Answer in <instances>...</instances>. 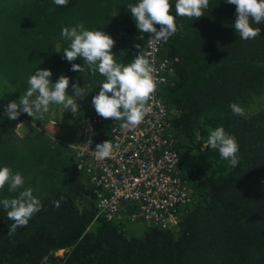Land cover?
I'll return each mask as SVG.
<instances>
[{
  "label": "trees",
  "instance_id": "1",
  "mask_svg": "<svg viewBox=\"0 0 264 264\" xmlns=\"http://www.w3.org/2000/svg\"><path fill=\"white\" fill-rule=\"evenodd\" d=\"M137 2L69 0L58 6L53 0H0V167L24 180L16 192L5 185L0 200L31 188L42 204L11 236L14 221L0 205V264H264V23L250 17L260 33L240 39L236 6L226 0H209L204 15L193 20L176 16L179 30L161 42L158 53L167 69L157 95L170 115L168 139L192 191L174 228L145 227L141 237H129L124 221L92 223L93 187L85 171L77 170L69 142L36 128L23 138L13 133L24 113L9 120L5 107L19 103L36 69L51 71L53 84L66 76L70 87L75 83L94 96L105 80L92 75L82 58H63L70 44L61 37L63 28L83 22L86 30L110 36L119 64L144 53L147 38L127 9ZM175 3L170 0L174 16ZM73 63L84 72L72 71ZM231 103L247 117L234 115ZM111 125L96 130L95 146L109 139ZM217 127L238 143L236 168L206 146ZM59 250H66L61 257L54 255Z\"/></svg>",
  "mask_w": 264,
  "mask_h": 264
},
{
  "label": "clouds",
  "instance_id": "2",
  "mask_svg": "<svg viewBox=\"0 0 264 264\" xmlns=\"http://www.w3.org/2000/svg\"><path fill=\"white\" fill-rule=\"evenodd\" d=\"M53 2L58 6H67L69 0H53ZM226 2L236 6L237 17L234 28L239 33L240 39L250 40L257 37L260 29L253 27L249 18H252L254 24L264 23V0H226ZM208 7L209 0H176V15L174 16L170 14V0H138L134 5H127V9L136 22L137 29L141 33L153 34L151 40L164 43L179 30L175 22L176 16L193 20L203 16ZM154 25L160 26L158 31ZM61 37L70 41L69 47L64 50L63 58L69 62L82 58L92 75L98 72L105 78L98 94L92 97V105L96 113L104 119L123 120V127L128 129L141 124L150 112L149 101L152 99L157 85L148 54L141 52L131 63L119 64L111 52L114 40L102 31L86 30L83 22L71 28H63ZM135 47H139V45H135ZM71 70L84 72L85 69L80 64L73 63ZM51 75V71L47 69H36L35 74L28 78L29 87L26 94L20 98L19 103L11 101L6 105L5 115L9 120H15L21 113H26L28 116L42 121L52 104L62 105L73 115L77 113L79 105L76 103V98L83 99L87 95L85 89L73 83V95L69 96L66 94L69 78L61 76L53 84L49 79ZM229 108L234 115L242 117L248 115L245 109L237 103H231ZM51 121L55 124L52 125ZM58 126L59 122L56 117L48 121L46 129L50 132V136L58 135L54 133V128ZM79 137L80 135L77 140ZM206 146L218 150L221 159L228 161L232 169L237 167L239 163L238 143L234 136L225 132L223 127H217L210 131ZM112 151V143L106 140L96 145L94 154L98 160L103 161L112 155ZM186 180L188 181V179ZM23 184L24 180L20 173H13L7 166L0 167V190L7 185L10 192H16L23 187ZM59 203L56 201L54 205L59 207ZM0 205L7 211L8 219L14 221L8 231L10 236L15 234L18 227L27 226L31 217L42 209L40 200L33 196L31 188L20 191L15 198L0 200ZM94 209L95 217L92 223H95L96 220L107 222L103 218L97 217L95 202ZM59 251L65 253L66 250Z\"/></svg>",
  "mask_w": 264,
  "mask_h": 264
},
{
  "label": "built area",
  "instance_id": "3",
  "mask_svg": "<svg viewBox=\"0 0 264 264\" xmlns=\"http://www.w3.org/2000/svg\"><path fill=\"white\" fill-rule=\"evenodd\" d=\"M154 27L159 30L158 25ZM143 36L147 38L144 53L148 54L157 80L148 105L150 112L132 129L123 127V120L104 119L95 113L83 127L82 138L68 148L79 166L77 170L90 177L97 217L110 223L124 221L146 228L171 229L178 224L180 209L191 204L192 191L184 178L180 157L168 139L170 115L157 95L167 69V62L158 58L162 43L151 40L153 34L143 32ZM105 122L112 124L109 139L104 141L112 143L113 151L101 161L94 154L92 142L96 130Z\"/></svg>",
  "mask_w": 264,
  "mask_h": 264
},
{
  "label": "rangeland",
  "instance_id": "4",
  "mask_svg": "<svg viewBox=\"0 0 264 264\" xmlns=\"http://www.w3.org/2000/svg\"><path fill=\"white\" fill-rule=\"evenodd\" d=\"M87 95L81 98H76V103L79 105L78 111L75 115L71 113L70 110H65L62 105L52 104L49 106L48 113L45 114L44 120H38L36 118L28 116L24 113V117L20 123L18 122V126H15L14 135L18 138H23L24 136H28L32 132V128H36L38 131L42 130L45 131L46 134H50V132L46 129L45 125L51 118L56 117L59 126L54 128V133L61 136L69 145H74L77 141L79 136V132L82 126H85L88 119L94 112V108L92 109V93L89 89L85 88ZM66 94L69 96L73 95V88L68 86L66 89ZM1 109H4L1 108ZM73 118L77 121L78 127H75L72 120ZM33 126V127H32ZM71 155V154H70ZM195 166V163L193 164ZM126 234L129 237H141L144 234L145 227L138 223V224H127L126 225ZM63 253L60 251L56 252L54 255L61 257Z\"/></svg>",
  "mask_w": 264,
  "mask_h": 264
},
{
  "label": "bare ground",
  "instance_id": "5",
  "mask_svg": "<svg viewBox=\"0 0 264 264\" xmlns=\"http://www.w3.org/2000/svg\"><path fill=\"white\" fill-rule=\"evenodd\" d=\"M159 51H160V50H159ZM158 53H159V52H158ZM92 143H93L94 147H96V146H95L96 141H93ZM74 160H75V159H74ZM75 163H76V165H77V162H76V161H75Z\"/></svg>",
  "mask_w": 264,
  "mask_h": 264
},
{
  "label": "crops",
  "instance_id": "6",
  "mask_svg": "<svg viewBox=\"0 0 264 264\" xmlns=\"http://www.w3.org/2000/svg\"><path fill=\"white\" fill-rule=\"evenodd\" d=\"M92 96H94L93 93H92Z\"/></svg>",
  "mask_w": 264,
  "mask_h": 264
}]
</instances>
